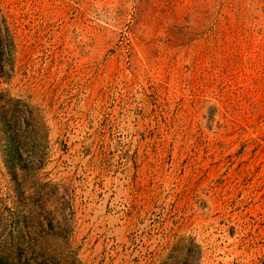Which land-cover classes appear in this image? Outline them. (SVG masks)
Returning <instances> with one entry per match:
<instances>
[{"label":"rangeland","instance_id":"rangeland-1","mask_svg":"<svg viewBox=\"0 0 264 264\" xmlns=\"http://www.w3.org/2000/svg\"><path fill=\"white\" fill-rule=\"evenodd\" d=\"M0 264H264V0H0Z\"/></svg>","mask_w":264,"mask_h":264}]
</instances>
